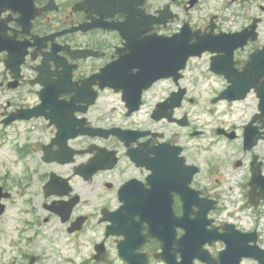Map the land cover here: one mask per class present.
<instances>
[{
    "label": "flooded vegetation",
    "instance_id": "obj_1",
    "mask_svg": "<svg viewBox=\"0 0 264 264\" xmlns=\"http://www.w3.org/2000/svg\"><path fill=\"white\" fill-rule=\"evenodd\" d=\"M8 1L0 264H264V0Z\"/></svg>",
    "mask_w": 264,
    "mask_h": 264
},
{
    "label": "rangeland",
    "instance_id": "obj_2",
    "mask_svg": "<svg viewBox=\"0 0 264 264\" xmlns=\"http://www.w3.org/2000/svg\"><path fill=\"white\" fill-rule=\"evenodd\" d=\"M0 67H2V64L0 63ZM216 80H210L209 83H213ZM0 96H1V91H0ZM6 95L2 96L1 101L3 102L5 99ZM198 97V96H197ZM209 98L211 97V94H203L201 97V100L199 102L198 105L194 106V114H193V119L195 121V123L202 128H208L210 125H212V121H208L211 117L209 116L208 113L205 112V109H208V107H210V103L206 102L203 100L204 98ZM7 98V97H6ZM239 107V106H238ZM215 108V107H214ZM217 110H224L225 107L224 106H217L216 107ZM240 108V107H239ZM241 110H237L236 112V116L239 119L240 117V112ZM217 121V119H215V122ZM214 122V123H215ZM209 124V125H206ZM206 137H203L201 139H197L194 138L192 140H190L189 144L190 145H195L197 143L203 144V145H207L208 141H209V135L207 133H205ZM1 142H4L3 144H5L4 146H2L3 144L0 145V179L2 181V183H4L6 186H10L12 181L11 177L12 174L15 172L16 173V169L14 168V166L11 164V159L13 158V152L11 150V148L13 147V145L15 144L14 142L12 143H8L6 140H1ZM209 143H212L213 146V150L214 152L217 150H221L222 146L221 144L215 142V141H209ZM209 145V144H208ZM220 148V149H219ZM207 154H209V152L206 151ZM13 210L14 207L12 206L11 202L7 201V210L2 214V216H0V229L2 232L8 231L10 222H11V218L13 216ZM5 230V231H4ZM56 252H59L56 250Z\"/></svg>",
    "mask_w": 264,
    "mask_h": 264
},
{
    "label": "water",
    "instance_id": "obj_3",
    "mask_svg": "<svg viewBox=\"0 0 264 264\" xmlns=\"http://www.w3.org/2000/svg\"><path fill=\"white\" fill-rule=\"evenodd\" d=\"M28 3H30V1H27ZM25 3V2H24ZM6 6H10V8H12V9H16V6H14V5H10V2L8 1V0H0V11L1 10H3ZM119 9L120 10H124L125 8L120 4L119 5ZM32 11H34V9H32ZM133 13V11L132 10H130L129 11V14H132ZM30 16V15H29ZM29 16L27 17V20H26V22H28V19H29ZM22 24H24L21 20H19ZM4 46H6V47H9V43H8V39L6 38V39H4V37H2V36H0V47H4ZM183 62H184V59H177L176 60V64L179 66H182L183 65ZM164 75V74H163ZM237 85V84H236ZM236 85H233V88H234V90H236L237 89V87L235 88V86ZM233 88L231 87L230 89H228L227 91H225L226 93H228V94H231V95H233V93H234V91H233ZM227 95V94H226ZM233 97V96H232ZM242 97V96H241ZM262 112L264 113V109H262ZM128 199H129V197H127ZM121 215V211L120 210H118L117 211V213H116V217L118 218L119 216ZM196 221H193V223H195ZM186 223H188V222H186ZM188 227V229H190V224L187 226ZM186 238H187V234H184L182 237H181V239L179 240V241H181V240H183V241H185L186 240ZM254 239V238H253ZM257 248L258 249V247H254V246H251V248ZM252 248V249H253ZM250 253H251V255H253L254 257H257L259 260H260V262H262V263H264V251L262 250V249H259V251L257 250V251H253V250H251V251H249Z\"/></svg>",
    "mask_w": 264,
    "mask_h": 264
}]
</instances>
